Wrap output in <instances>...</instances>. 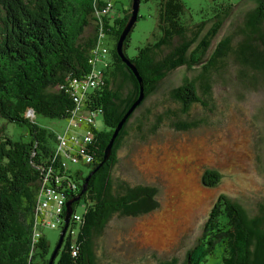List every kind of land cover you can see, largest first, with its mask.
<instances>
[{"label":"trees","instance_id":"trees-1","mask_svg":"<svg viewBox=\"0 0 264 264\" xmlns=\"http://www.w3.org/2000/svg\"><path fill=\"white\" fill-rule=\"evenodd\" d=\"M132 1L112 11L115 4L109 0H0V118L25 127L30 138L16 140L0 125V264H48L55 248L51 249L44 229L60 227L62 232L66 202L78 195L81 198L73 203L64 242L53 264H99L96 243L114 218L145 216L160 208L159 187L132 184L114 175L129 131L140 135L152 113L129 123L170 70L182 65L192 69L193 64L204 61L207 51L194 42L210 23L216 34L235 4L217 3L211 18L192 22L186 18L184 0H158L157 25L147 42L137 47L134 56L126 53L136 21L123 43V53L136 66L140 83L117 50L132 15ZM241 33L235 42L233 35L222 39L202 63L198 77L171 93L170 100L180 107V114L187 118L195 104L205 106L206 97L199 95L197 81L203 82L208 95L211 73L230 55L244 79L255 72L264 74V0L249 13ZM99 61L106 62L101 66ZM96 71L99 75L93 76ZM141 85L144 100L126 119L105 158L106 147L139 97ZM170 110L157 116L152 131L165 122L176 125L179 120ZM31 111L35 117L71 121L68 134L58 135L40 126ZM96 114L103 116L101 127L95 124ZM172 120L173 126L169 124ZM187 121L177 123L176 128L196 126ZM75 123L85 126L84 133L70 132ZM69 163H82L88 173ZM89 174L87 189L81 193ZM201 179L205 186L215 187L222 175L218 169L208 168ZM181 188L188 189L184 183ZM81 201L87 205L78 214ZM254 208L251 211L231 196L219 194L183 264H264V200ZM77 225L74 238L72 228ZM159 264H177V259L159 260Z\"/></svg>","mask_w":264,"mask_h":264},{"label":"rangeland","instance_id":"rangeland-1","mask_svg":"<svg viewBox=\"0 0 264 264\" xmlns=\"http://www.w3.org/2000/svg\"><path fill=\"white\" fill-rule=\"evenodd\" d=\"M109 1L115 4L116 9L112 11L121 8L122 4L130 3L129 0ZM184 1L188 7L186 18L192 22L211 18L217 11V3L235 4L216 34H212L210 23L194 42L195 47L207 51L202 63L209 60L222 39L233 35L232 41L235 42L241 38V29L259 2ZM157 4L158 0L141 2L140 18L133 27L131 41L126 49L129 56H134L137 47L143 46L155 30ZM108 41L111 44L113 42L110 37ZM105 62L99 61L100 65ZM202 63L193 64L192 69L182 65L170 70L157 90L133 115L129 126L152 113L144 121L140 135L134 130L129 131L127 144L119 153L120 161L114 169V175L132 184L159 187L161 206L145 216L114 218L104 237L96 243L99 264H159V260L173 258L177 259V264H183L187 250L196 243L219 194L231 196L251 211H255L254 206L264 200V74L255 72L253 77L244 79L239 74L240 67L236 59L232 55L228 56L225 64L211 73L208 95L204 93L203 82L197 81L199 95L206 97V100L203 99L205 106L195 104L186 118L180 114V107L170 100L171 93L187 83V80L198 77ZM168 109H171V115H177V123L188 120L195 122L196 126L190 130L179 127L178 130L177 123L173 126L172 120L169 124L173 127L165 122L152 131L158 121L157 116ZM31 117L37 124L54 130L58 135L68 134L69 120L41 115ZM94 119L97 126H103L101 114H96ZM0 125L16 140L30 139L25 127L3 118H0ZM84 127L75 123L70 132L79 135L84 133ZM69 165L74 169H82L85 175L88 173L89 168L82 163ZM208 168L220 171L222 179L219 185L210 187L202 183V174ZM179 181L182 185L178 184ZM183 183L188 188L185 191L181 188ZM86 205V202L81 201L76 212L82 214ZM174 221L177 223L173 224ZM169 226L172 232L169 230V233H164ZM72 229L75 238L79 226ZM44 233L53 250L58 244L61 228H45Z\"/></svg>","mask_w":264,"mask_h":264},{"label":"water","instance_id":"water-1","mask_svg":"<svg viewBox=\"0 0 264 264\" xmlns=\"http://www.w3.org/2000/svg\"><path fill=\"white\" fill-rule=\"evenodd\" d=\"M140 2L141 0H133L132 1V15L126 25V28L123 30L120 39L117 42V50L119 52V54L121 55L123 61L128 65V67L133 71V73L135 74V76L137 77L138 81L141 83L142 82V78L140 77V74L136 68V66L129 60V58H127L124 53H123V43L127 37V35L129 34V32L131 31L133 25L135 24V22L137 21V17H138V13H139V8H140ZM145 97V93H144V86L141 85L140 87V94L139 97L137 98V100L130 106V108L128 109L127 113L125 114V116L123 117V119L120 121L118 127L115 129L113 136L109 142V144L106 147V151H105V158H108L111 154V150H112V145L114 143L115 138L117 137V135L119 134V131L122 129L123 124L125 123L126 119L134 112V110L142 103V101L144 100ZM31 115H34V111L30 112ZM92 174V173H91ZM91 174H89L86 178L85 184H84V188L82 190L81 193H83L86 189H87V185H88V181L91 177ZM81 195H78L72 199H70L69 201L66 202V216H65V221H66V225L63 228L58 244L56 245L52 255H51V259L49 261L48 264H53L54 263V259L58 254V251L60 250V248L62 247V244L64 242V238H65V234L67 231V227L69 225L70 222V218L72 216L73 213V203L75 201L80 200Z\"/></svg>","mask_w":264,"mask_h":264},{"label":"built area","instance_id":"built-area-1","mask_svg":"<svg viewBox=\"0 0 264 264\" xmlns=\"http://www.w3.org/2000/svg\"><path fill=\"white\" fill-rule=\"evenodd\" d=\"M92 75H93V76H98V75H99V71L94 72ZM90 76H91V75H90ZM87 82H89V81H85L84 83L86 84ZM94 83H95V81L92 80V81H91V84H94ZM87 87H88V86H86L84 89H86ZM75 100H77V98H76ZM88 119H89V121L92 120L90 117H88ZM71 139H73L75 142H77V137H76V136H72ZM84 140H85V141H88L89 138H88V137H85Z\"/></svg>","mask_w":264,"mask_h":264},{"label":"bare ground","instance_id":"bare-ground-1","mask_svg":"<svg viewBox=\"0 0 264 264\" xmlns=\"http://www.w3.org/2000/svg\"><path fill=\"white\" fill-rule=\"evenodd\" d=\"M202 192V191H201ZM204 192V191H203Z\"/></svg>","mask_w":264,"mask_h":264},{"label":"flooded vegetation","instance_id":"flooded-vegetation-1","mask_svg":"<svg viewBox=\"0 0 264 264\" xmlns=\"http://www.w3.org/2000/svg\"><path fill=\"white\" fill-rule=\"evenodd\" d=\"M183 167V166H182Z\"/></svg>","mask_w":264,"mask_h":264}]
</instances>
